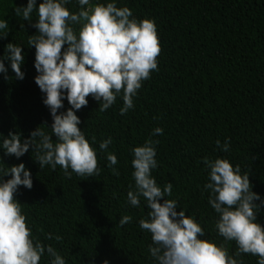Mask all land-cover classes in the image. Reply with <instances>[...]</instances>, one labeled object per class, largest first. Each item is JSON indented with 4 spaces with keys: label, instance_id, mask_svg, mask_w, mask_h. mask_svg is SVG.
<instances>
[{
    "label": "trees",
    "instance_id": "16d2710c",
    "mask_svg": "<svg viewBox=\"0 0 264 264\" xmlns=\"http://www.w3.org/2000/svg\"><path fill=\"white\" fill-rule=\"evenodd\" d=\"M26 2L0 0V19L9 26L0 38V54L8 42L20 45L24 54L23 79L10 68L0 74V134L19 132L21 140L37 127L51 134V116L33 79L34 47L27 44L36 30L13 11ZM117 6L130 7L138 19L154 20L160 52L158 70L142 82L127 113H118L119 97L100 112L90 95L87 105L75 110L78 127L97 149L99 174L69 178L59 166L40 169L31 146L19 158L0 150V172L24 163L32 187L18 186L14 198L32 236L55 248L66 264H101L105 259L109 264H152L150 234L138 225L148 209L143 201L140 207L130 206L126 194L134 183L131 148L157 140V167L151 170L156 183L171 182L167 198L177 200L176 210L184 208L186 216L199 221L204 239L224 243L233 254L235 242L223 241L215 230L216 214L207 203L208 192L202 191L207 169L201 158H227L239 165L242 173L248 172L251 190L264 198V0H117ZM69 7L77 9L75 0ZM31 19H36L35 11ZM69 107L65 99L58 112ZM155 127L163 133L151 135ZM108 137L112 143L100 150L99 142ZM225 137L229 151L221 152L215 141L223 144ZM108 152L116 155L119 175L107 167ZM8 178L10 174L3 177ZM125 214L132 221L120 226ZM256 222L264 227V206ZM47 233L61 239H48ZM236 258L242 264L257 260L245 253ZM48 261L45 253L39 264Z\"/></svg>",
    "mask_w": 264,
    "mask_h": 264
},
{
    "label": "clouds",
    "instance_id": "9594fccd",
    "mask_svg": "<svg viewBox=\"0 0 264 264\" xmlns=\"http://www.w3.org/2000/svg\"><path fill=\"white\" fill-rule=\"evenodd\" d=\"M71 0H27L26 5L14 8V14L29 21L36 30L28 35V46L34 47L35 84L43 93L42 103L51 116V134L37 127L21 140L19 132L0 134V150L17 158L31 146L39 168L59 166L66 177L73 173L81 177L98 175L97 149L86 139L75 110L86 106L87 96L98 102L104 112L117 102L123 115L133 108V98L151 72L157 71L160 48L156 25L151 18L138 19L128 6H117V0H75L77 9L69 7ZM35 11L36 19L32 20ZM9 31L8 21L0 19V38ZM63 46V47H62ZM7 61V67L5 65ZM22 47L13 42L4 45L0 54V74L8 68L17 79H23ZM69 108L59 111L63 101ZM155 127L151 135L162 134ZM52 137H55L53 139ZM95 138H93L94 140ZM112 138L102 139L99 149L106 150ZM154 139L131 148L130 165L133 184L126 194L127 203L148 209L138 221L150 234L148 254L152 264H242L241 253L257 257L264 264V227L256 222V214L264 206V198L251 190L248 172L233 166L227 158L202 157L207 169V203L216 214L215 230L223 241H234L236 251L229 254L224 243L204 239V230L184 208L176 210L177 200L171 195L172 183L162 187L156 183L151 170L157 167ZM215 144L221 152L229 151V140ZM107 167L119 175L117 158L108 152ZM10 178L3 179L8 176ZM31 189L32 179L23 162L0 172V264H39L45 253L48 264H66L65 259L50 244L43 245L26 226L21 203L14 198L18 186ZM163 198L162 202H159ZM255 201H259V204ZM132 217L119 218L120 226ZM46 238L59 241V235L47 233ZM101 264H109L108 260Z\"/></svg>",
    "mask_w": 264,
    "mask_h": 264
}]
</instances>
